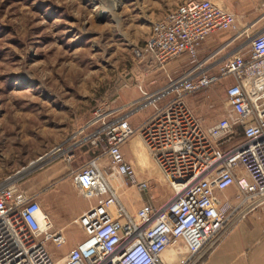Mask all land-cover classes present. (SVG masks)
I'll list each match as a JSON object with an SVG mask.
<instances>
[{
	"label": "built area",
	"instance_id": "obj_1",
	"mask_svg": "<svg viewBox=\"0 0 264 264\" xmlns=\"http://www.w3.org/2000/svg\"><path fill=\"white\" fill-rule=\"evenodd\" d=\"M219 31L233 34L225 48L247 29H239L236 15L211 0H183L168 10L151 23L133 55L146 69H164L186 54L193 67L175 77L167 73V84L157 90L138 86L140 98L133 109L110 118L112 111L96 114L90 122H101L88 137L101 144L108 169L138 190H147L148 182L134 179V168L120 148L138 134L169 185L170 197L157 207L142 204L129 214L97 158L90 159L71 173L78 192L95 196L97 205L78 220L84 239L56 260L46 243L61 246L63 234L52 228L36 198L2 182L0 264H165L164 251L179 243L186 253L180 264H196L246 211L264 204V28L251 37L246 50L236 48L210 69L214 54L200 60L198 50ZM225 79H231L224 88L226 114L205 127L184 98ZM148 106L152 114L134 128L129 117ZM68 151L70 161L74 155ZM231 185L237 188L233 203L218 195Z\"/></svg>",
	"mask_w": 264,
	"mask_h": 264
},
{
	"label": "rangeland",
	"instance_id": "obj_2",
	"mask_svg": "<svg viewBox=\"0 0 264 264\" xmlns=\"http://www.w3.org/2000/svg\"><path fill=\"white\" fill-rule=\"evenodd\" d=\"M182 1L0 0V184L13 183L41 204L48 185L68 179L61 197L81 201L72 193H77V187L70 170L90 160L86 152L91 137L86 135L101 123L90 122L96 114L104 116L115 109L127 88L140 97L138 86L144 87L146 71L134 57L133 48L146 38L151 22ZM211 1L232 11L239 29H247L235 44L246 50L251 37L263 30L264 0ZM228 33L231 38L233 34ZM226 85L227 81L218 82L204 90L217 103ZM136 105L135 101L126 110ZM240 137L238 133L236 138ZM127 141H132L140 163L148 158L138 134ZM55 148L60 150L54 153ZM93 148L98 164L107 158L100 143ZM68 150L74 155L70 161L66 160ZM108 163L99 166L119 197L125 181L108 169ZM51 167H58L59 174L44 184V172ZM157 172V182L151 183L153 194L164 201L171 189ZM263 212L264 204L246 211L222 240L241 221ZM64 233L68 239L61 246L46 243L50 251L59 254L56 260L67 254L65 250L78 234L85 236L78 220L68 224ZM250 236L259 239L247 250L253 256L249 261L264 264V229L255 225ZM177 253L186 256L181 243L164 251L169 264H175L172 257Z\"/></svg>",
	"mask_w": 264,
	"mask_h": 264
},
{
	"label": "crops",
	"instance_id": "obj_3",
	"mask_svg": "<svg viewBox=\"0 0 264 264\" xmlns=\"http://www.w3.org/2000/svg\"><path fill=\"white\" fill-rule=\"evenodd\" d=\"M164 15L165 13L154 21L162 18ZM262 28H264V24L262 25ZM149 32L150 28L146 38L148 37ZM146 38L143 40V42L146 40ZM229 39L230 35L228 31H219L209 35L198 50V59L201 60L214 54V56L210 59L208 66L210 69H216L217 66L222 63L228 55L236 50V41H233L227 47L222 48L223 45L229 41ZM140 66L142 67L143 71H146L142 75L144 82L143 88L147 91H154L164 87L167 84V73L173 77L179 76L185 72H188L193 67V62L190 61L186 54H182L176 59L168 62L164 69L157 68L147 70L143 65ZM229 80L231 79H225L224 81ZM153 86L155 89H147ZM129 92H131V98H129ZM139 98L140 97L136 95V92L133 88H127L123 92L118 105L114 107L115 109L112 110V113L108 115V117L110 118L123 114L126 111V108L134 104L135 101L137 102ZM185 98L186 103L193 109L196 117L205 127L214 123L226 114L224 93L220 98V101L217 103H214V101L211 100L212 96H210V93L207 90H197L194 93L187 95ZM152 112V107H145L137 113L131 115L129 117V122L134 128H136L142 121L149 117ZM92 130L93 129L90 131ZM91 133H88L86 136L90 135ZM89 142L90 145H88V150L86 153L88 154V157H90L89 159H91L92 157H95L93 145L96 143L92 142L91 140ZM120 148L126 161L131 163L134 168V179L137 181H147L149 186L147 190H138L133 184L127 182L124 184L125 182H123V185H121L123 189L118 192V199L126 211L133 214L142 204H149L153 207L163 204L170 196L164 201H160V199L155 198L153 194L155 192L154 186L151 183L152 180L157 182L158 169L153 160L150 158L149 154L147 153L148 158L143 159L142 163H140L134 154L132 141H125L121 144ZM105 156L107 158L100 161L99 165H107L109 159L106 154ZM74 170L76 169H71L70 174H72L71 171ZM58 171V167H51L47 169L44 172V184L45 182L53 181L54 178H56V176L59 174ZM68 184V179L52 182L51 185H48L47 191L41 194L40 204L42 210L49 216L52 223V228L63 234L65 239L64 243L68 239V236L64 233L66 226L70 223L77 222V220H79L82 215L87 213L90 209H92V207H95L98 202L95 196L85 197L81 195L78 190L77 193L74 191H72V193L75 196L81 198V201L72 202V200H68V198H62V186ZM235 191V185H231L224 192L218 193V195L223 201L229 200L233 203L235 202V195H231H233ZM255 225L264 229V212L263 214H259V216L252 215L246 220L241 221L238 227L227 234V236L220 243H218L211 250L207 251L200 264H251L250 261H253V256H249L247 250L259 239L257 238L254 240L250 236L251 232L254 231ZM84 237L85 236L78 234V236L74 238L70 248H67L65 251L68 252L73 246L83 240ZM49 252L53 255V257L55 255H59L50 250ZM163 256L165 259V264H169V260L167 257H165L166 255L164 254ZM263 257L264 251L262 258ZM54 258H56V256ZM172 258H174L173 260L175 264H180L184 259L183 255H180V253L175 254V256Z\"/></svg>",
	"mask_w": 264,
	"mask_h": 264
},
{
	"label": "water",
	"instance_id": "obj_4",
	"mask_svg": "<svg viewBox=\"0 0 264 264\" xmlns=\"http://www.w3.org/2000/svg\"><path fill=\"white\" fill-rule=\"evenodd\" d=\"M104 12H102V15H103Z\"/></svg>",
	"mask_w": 264,
	"mask_h": 264
}]
</instances>
